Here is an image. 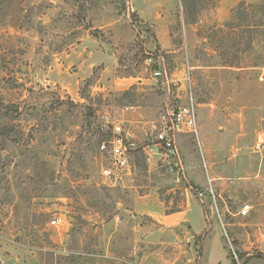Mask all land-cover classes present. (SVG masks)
I'll use <instances>...</instances> for the list:
<instances>
[{
	"label": "rangeland",
	"instance_id": "1",
	"mask_svg": "<svg viewBox=\"0 0 264 264\" xmlns=\"http://www.w3.org/2000/svg\"><path fill=\"white\" fill-rule=\"evenodd\" d=\"M189 91L171 171L145 134ZM107 116L140 146L113 185ZM187 204L201 264H264V0H0L1 264H139Z\"/></svg>",
	"mask_w": 264,
	"mask_h": 264
},
{
	"label": "built area",
	"instance_id": "2",
	"mask_svg": "<svg viewBox=\"0 0 264 264\" xmlns=\"http://www.w3.org/2000/svg\"><path fill=\"white\" fill-rule=\"evenodd\" d=\"M155 76H160V72H156ZM105 124L108 127L109 134L99 145L100 154L104 157L106 164L100 168V176L107 180L111 185L118 178V172L130 173L131 160L136 152L139 151V138L135 132L126 129L122 122L112 120L109 116L105 117ZM178 134H192L199 142L196 105L194 103L191 91H189L188 103L181 106L177 111L167 117H163L159 125H154L148 133L145 134L151 147L156 153L167 161V165H173L170 170L182 169L181 156L176 146L175 137ZM144 150V149H142ZM171 159L173 162H168ZM210 193L212 191L210 190ZM200 198L203 193H199ZM251 211V206L243 205L239 210L241 217H247ZM58 220H53L55 225ZM2 260L0 258V264ZM136 264V263H128Z\"/></svg>",
	"mask_w": 264,
	"mask_h": 264
},
{
	"label": "crops",
	"instance_id": "3",
	"mask_svg": "<svg viewBox=\"0 0 264 264\" xmlns=\"http://www.w3.org/2000/svg\"><path fill=\"white\" fill-rule=\"evenodd\" d=\"M156 211L157 213L152 216L150 221L151 231L142 242L146 245L144 249L146 253L139 258V264H196V259L199 261L198 264H201V255L197 257L194 250L192 252L185 251L184 246L191 250L196 239L203 236V240L205 237L207 217L204 210L202 217L205 224L202 229L198 230L194 229L190 217L194 211L190 204H187L184 210L174 214H162L161 208ZM190 212L192 213L189 214ZM195 215H197V211ZM170 246L174 248H170Z\"/></svg>",
	"mask_w": 264,
	"mask_h": 264
}]
</instances>
